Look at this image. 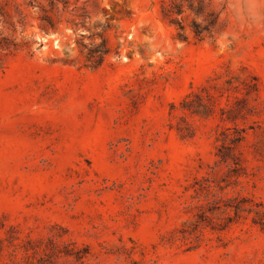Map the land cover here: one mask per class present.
<instances>
[{
  "label": "rangeland",
  "instance_id": "rangeland-1",
  "mask_svg": "<svg viewBox=\"0 0 264 264\" xmlns=\"http://www.w3.org/2000/svg\"><path fill=\"white\" fill-rule=\"evenodd\" d=\"M172 1L0 0V264H264V0Z\"/></svg>",
  "mask_w": 264,
  "mask_h": 264
},
{
  "label": "trees",
  "instance_id": "trees-1",
  "mask_svg": "<svg viewBox=\"0 0 264 264\" xmlns=\"http://www.w3.org/2000/svg\"><path fill=\"white\" fill-rule=\"evenodd\" d=\"M207 5L203 4L202 1H195V0H175L170 2L168 5V8L166 9V12L164 14V17H167L169 20V23H173L178 25L179 29H182V26L180 25V22L171 18L172 15H182L185 10L189 11L196 17L202 18V23L204 25H200L198 23L192 22V32L195 37L200 39V36L207 32L210 28H213L216 21V14L213 12L207 11L206 9ZM212 17V20H210ZM103 54V53H102ZM227 110H223L222 113H226ZM242 139L241 135L238 136V141ZM230 143H233L234 139L229 140ZM237 141V140H235ZM224 151H226V154H219V157L222 159V162L228 164V160H231V164L229 163V169L230 171H233L237 167V162L233 159V155L231 154V151L229 147L224 146ZM223 155H228L223 158ZM209 187V185L207 186ZM199 210H203L202 206H196Z\"/></svg>",
  "mask_w": 264,
  "mask_h": 264
},
{
  "label": "clouds",
  "instance_id": "clouds-1",
  "mask_svg": "<svg viewBox=\"0 0 264 264\" xmlns=\"http://www.w3.org/2000/svg\"><path fill=\"white\" fill-rule=\"evenodd\" d=\"M13 39H15V36L13 37Z\"/></svg>",
  "mask_w": 264,
  "mask_h": 264
}]
</instances>
